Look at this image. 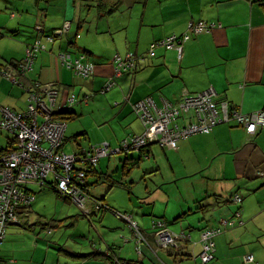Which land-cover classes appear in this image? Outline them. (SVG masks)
<instances>
[{"label":"crops","instance_id":"0c3cea01","mask_svg":"<svg viewBox=\"0 0 264 264\" xmlns=\"http://www.w3.org/2000/svg\"><path fill=\"white\" fill-rule=\"evenodd\" d=\"M5 2L7 8L23 9L20 16L15 10L2 12L7 20L0 22V66L9 67L13 65L12 62L17 64L25 57L27 46L38 36L36 27L41 25L46 30L47 22H44L42 18L46 17L47 13L43 11L44 7L40 0L32 1L30 6L24 4L19 6L11 0H5ZM129 2L131 7L128 10H123L128 7V3L122 0L119 9L108 16L106 33L110 37L109 41L115 44L116 51L113 54L109 53L98 62L93 60L92 51H81L79 45L81 42L78 37L82 26L77 27L75 33L69 34L73 25L68 19L69 7L65 8L62 12L64 19L57 29L66 22L71 23V28L66 36L58 38L55 42L45 39L47 50L38 54L33 69L23 77L26 87L34 82L56 83L63 96L61 102L64 103L67 96L74 93L73 88L77 85L85 83L90 88L99 86L103 89L106 82L114 79L116 85L108 91L111 93V96L108 95L110 107L112 108L111 105H113V107L121 108L117 113L119 118H122L127 110L134 113L136 117L135 120L124 121L131 125V128H125L131 131L128 137L143 135L146 131L133 110V104L148 96H151L157 106L161 107L164 99L178 102L184 95H195L213 89L218 101L229 102L241 113L248 114L264 110V0H129ZM134 5L139 10L134 9ZM121 12L123 14L120 17L117 14ZM202 20L213 24L212 29L185 42L181 58L177 50L166 47L158 48L153 57L148 55L153 42L174 34L182 35L189 31L192 24ZM28 25L35 26L34 31L29 36H24L23 27ZM57 29L49 28L48 32L51 33ZM92 33H94L92 37L98 38V30ZM7 41L15 47L2 48ZM67 51L73 55L86 54L97 65L95 74L87 78L76 76L59 58L61 53ZM115 54L121 57L134 54L139 60L135 68L117 77L114 65ZM88 95L86 94L82 101L88 103L91 98ZM119 100L121 102H117ZM27 105L26 89L0 74V118L3 107L21 112L27 108ZM75 113L78 115L76 111ZM137 121L140 122L143 130H134ZM68 127L65 134V146L69 140ZM87 134L88 132L84 131L81 135ZM112 137L119 138L114 134ZM106 141L109 139H105ZM93 145L100 144L90 143L88 146L77 144L74 151ZM110 145L112 146L111 143ZM161 150L170 149L162 148ZM161 150L151 144L147 150L138 151L141 154L139 161L143 159L145 153H149V156H145L147 159L155 158V154L161 159L164 155ZM170 151L174 152V159L171 160L174 165L173 170L179 171L180 175L177 172L174 173L167 183L201 176L208 168L213 169L209 170L212 173L211 178L219 180L207 182L208 179L202 175L203 186L207 192L205 195H194L196 187L193 186L194 190L188 196L173 199L169 196V198L163 197L164 183H155L153 191V187L147 182V190L139 193L132 187L134 181H130L129 177L116 181L122 185L105 188L106 195L117 187L127 189L130 195L135 194L131 196L130 204L124 207L126 208L124 212L133 213L139 226L148 232L152 243V225L158 220L157 218L166 221V219L171 220L169 217H174L172 222L176 225V230H181L191 238L180 243V251L161 250L152 246L157 250L154 254L147 246H144L143 255L138 253V256L134 254L136 257L130 258L140 259L143 264H183L193 256H198L203 249L202 244L200 245L201 237L195 244L191 242L194 232L201 234L207 228L220 226L221 221L227 219L234 220L235 225L227 226L223 233L216 237L215 259L211 263L218 261L216 264H264V126L260 127L255 134H249L244 127L234 123L220 124L210 134H197L181 140L178 149ZM126 153L128 155V152ZM108 157L110 161V156ZM102 159L98 165L100 167H96L97 170L100 169L99 174L88 176L91 196L99 201L104 200L106 195L103 198L102 195L100 200L95 196L93 187L102 183L105 177L110 176L109 170L103 173ZM156 163L157 169L160 170V162ZM169 163L171 164L170 160ZM139 166L141 168L142 165L139 164ZM148 166L153 168V165ZM228 167L235 172L229 174ZM90 177H92L91 180ZM235 194L243 198L241 204L232 200ZM201 200L204 201L201 202ZM158 202L165 204L166 208L163 210L161 206L159 208L154 206ZM142 204L148 206H138ZM151 204H153L152 208ZM171 204L172 208H170ZM132 206H136L138 210L131 209ZM89 209L94 217L103 212L101 215L103 222L109 215L107 210H97L93 201H90ZM27 214L28 210L22 212L23 221L28 217ZM180 216L182 218L177 220ZM166 224L169 228L168 221ZM10 226L19 225L11 224ZM112 230L127 235L118 233L112 237L108 236L103 239L107 245L106 249L103 248L105 245L102 241L95 246V252L91 253L90 259L78 258L77 260L81 261H77L78 263L71 261V263L99 264L102 259L107 264H113L94 253H99L101 249L103 253L110 252L113 257L119 258L120 253L118 255L114 248L115 242L122 244L132 242L131 248L135 247L137 250L135 236L129 227L127 230L120 228ZM12 232L18 233L16 230ZM50 235L48 234L46 239H49ZM6 238V242H9L7 236ZM3 246L7 247L8 243ZM48 246L59 247L60 252L69 256V253L83 254L86 249L91 250L83 245L68 246L52 242L48 243ZM112 248L114 249L111 250ZM246 254H253L255 263H245L243 256ZM189 256H191L190 259ZM62 263L65 264L66 261L61 257H56L53 261V264Z\"/></svg>","mask_w":264,"mask_h":264},{"label":"built area","instance_id":"2783aa9c","mask_svg":"<svg viewBox=\"0 0 264 264\" xmlns=\"http://www.w3.org/2000/svg\"><path fill=\"white\" fill-rule=\"evenodd\" d=\"M212 27L213 24L203 20L192 24L189 31L182 35L174 34L153 42L148 55L153 57L158 48L166 47L177 50L181 58L184 43L211 30ZM70 28L71 23L66 22L62 28L47 34L45 28L38 25L37 38L27 46L25 57L16 64L17 66H0L1 75L12 83L24 87L28 92L26 111L18 113L10 108H3L0 119V134L8 132L16 138V145L0 156V244L6 238L9 225L19 224L22 212H27V208L35 202V193L29 187L30 184L47 186L52 180L60 194L73 201L90 216L92 213L88 206L90 201H93L99 211L106 207L85 189L87 167H97L102 158L123 151L143 152L155 143L162 148L177 150L181 140L197 134H210L216 126L225 123L242 126L249 134H255L264 126V110L241 113L229 102L218 101L213 89L195 95H184L178 102L164 99L161 107L148 96L133 104L135 114L146 128L143 135L126 138L116 150L112 149L110 143L105 142L74 153L64 151L68 123L60 114L76 104L77 96L70 93L63 103L61 91L56 83L34 82L26 87L27 84L25 86L23 84V77L33 69L38 54L47 50L45 39L55 42L65 36ZM59 58L78 77H91L96 72V63L86 54L73 55L67 51L61 53ZM138 60L134 54H128L125 58L116 55L114 59L116 76L120 77L124 72L135 68ZM115 85V80L110 79L102 92H108ZM145 156H149V153H145ZM79 165H83L80 166L83 168ZM232 200L241 204L243 198L235 194ZM106 209L126 222L135 236L137 251L141 255L145 252L144 246L156 254L157 250L152 246L161 250L179 249L182 241L191 239L184 232L180 235L173 233L165 221L158 219L152 225V243L148 232L139 226L133 213H120L113 208ZM240 223L243 224L242 221ZM234 225V220L223 219L220 226L203 230L201 232L203 249L194 258L201 264L211 263L215 259L216 237L222 234L227 226ZM243 260L245 263H255L253 254L244 255Z\"/></svg>","mask_w":264,"mask_h":264},{"label":"rangeland","instance_id":"374dc122","mask_svg":"<svg viewBox=\"0 0 264 264\" xmlns=\"http://www.w3.org/2000/svg\"><path fill=\"white\" fill-rule=\"evenodd\" d=\"M11 1L19 6L22 4L30 6L31 2L36 0ZM114 1L115 0H107L110 5L114 3ZM126 1L128 3V7L123 8V10H128L131 7L129 0ZM40 2L44 7L43 11L47 13L46 17L42 18L44 22H47V34L49 33V28L57 29L60 27L59 23L62 19H64L62 12L65 11V8L69 7L68 19L72 21L73 25L69 34L75 33V31H77V27L82 26L80 29V36L78 37L81 42L79 44L81 51H92L94 53L93 60L97 62L103 60L109 53L113 54L114 51H116L115 44L109 41L110 37L106 33L109 19L108 17H104L102 19L98 17V10L97 7H95V2L93 0L78 1L76 4L72 0H51L49 4L44 1ZM134 9L139 10L136 5H134ZM13 10L16 11L18 16L23 13V9L21 8H18L17 10L15 8H7L5 0H0V22L7 20L4 18L2 12H11ZM122 14L123 13L121 12L117 15L121 17ZM34 27L35 26L29 25L24 26L22 34L24 36H29L30 33L34 31ZM62 27L63 26H61V28ZM95 30H98L99 32L98 38L92 37L94 34L92 32ZM12 34L15 35V33ZM13 47L15 46L9 41L2 46V48L11 49ZM122 57L125 58L126 56ZM96 87L97 88H90L87 84L82 83L73 88V91L77 96V103L73 105L70 110L76 111L79 117L71 121L67 120L69 126L67 135L69 140L64 148L66 152L74 153L77 144L81 146H88L90 143L102 144L105 142V139H109V141L106 142H110L112 144V148L117 149L120 147V142L126 139L131 132L130 129L125 130V128H131V125L124 121L126 119H128V121H131L132 119L135 120L136 117L134 113L127 110L123 114V117L119 118L117 113L121 110V108L115 106L113 107V105H111V108L109 105L111 102L108 100V95L111 96V93H102V89L99 88V86ZM86 94H89L88 96L91 97L90 100L88 99V103L82 101ZM62 97L63 96H61V98ZM117 102H121V100ZM134 130H143L140 122L137 121L135 123ZM84 131L88 132L86 136L81 135ZM113 134L119 138L114 139L112 137ZM13 138L14 135L8 132H3L0 135V148H5L7 146L6 144L8 139ZM89 140L91 142H89ZM99 141L101 142L99 143ZM154 145L158 148V150L162 149L160 145ZM161 151L164 154L161 159H159L158 155L155 154V158L147 159V157L145 158L144 156L140 161L139 157L141 154L138 151L128 152V155L131 154V156L126 155V152L121 154L115 153L116 155L112 154L110 155V161L108 159L109 157L102 159L104 167L103 173H106V170H109V175L112 176L115 181L124 180L125 178L128 179V177L131 178L130 181H134L132 187H134V189L139 193L147 190V182L149 186L153 187V191L155 189V183H164V190L162 192L163 197L169 196L172 199L188 196L194 190L193 186L196 187L193 192L194 195H205L207 192L205 186H203L204 179L201 177L202 175L208 179L207 182H218L217 180L219 179L211 178L212 173L209 172V170L212 168H208V170H206L204 174H201V176H192L191 179H180L176 182L167 183L168 180L172 179L174 173L177 172L180 175V172L173 170L174 165L171 160L174 159V152H171L170 150ZM132 157H134L135 160L132 159ZM169 160L171 164L169 163ZM158 161L161 165V168H159L160 170L156 167V162ZM139 164L142 165L141 168ZM148 165H153V168H150ZM233 172L235 171L228 167V173L230 174ZM91 178L92 177H90V180ZM109 186L110 185L105 179L102 183L93 187V192L96 193L95 196L99 199L102 195V198L105 197L107 193L105 188H108ZM29 187L35 192V202L28 207L29 215L24 221H21L19 226L8 227L7 237L9 242H6L7 238H5L0 244V255H2L0 258V264H53L56 257L64 259L66 261L65 264H72L71 261L78 263L77 261L81 260H77L76 258H72L69 255L60 252L59 247H49L48 243L52 242L60 245L67 244L68 246L83 245L85 247H89L91 250L86 249L83 254H86V258L90 259L91 253L95 252V246L99 245L102 241L105 245L103 248H107L106 242L103 239H106L108 236L112 237V235L115 236L118 233H123L112 229L120 228L127 230L128 228L123 220L121 221L118 217L112 215L111 212L108 213L109 215L103 222L101 217L103 212L96 217L92 215L89 216L88 214L86 215L81 207L73 201L61 196L60 193L50 187H43L36 183L30 184ZM132 195L129 194L127 189L117 187L112 189V191L106 195L104 200L100 199V204L116 209L120 213H125L124 211H126V208L124 207L127 204H130V198ZM203 201L204 200H201V202ZM144 205L145 204L138 206ZM146 206L148 205H145V207ZM150 206L152 208L153 204ZM154 206L157 208L161 206L163 207V210L166 208V205L161 202H158ZM170 208H172V204L170 205ZM131 209L138 210L136 206H132ZM169 219L171 220L166 219V221L170 224L169 229L173 233L180 235L182 233L181 230H176V225L172 222L174 217H169ZM12 230H16L18 233H14ZM48 234H51L50 238L46 239ZM52 237L55 238L53 239ZM200 237V232H194L191 242L195 244ZM6 243H8V246H3L4 244L6 245ZM130 243L122 244L115 242L114 248L118 255L120 253L119 258H126L128 260L136 259L130 258L136 257L134 254L138 256V251L135 247L132 249ZM201 244L202 243H200V245ZM217 262L218 261H214L211 264H216ZM99 264H107V262L101 259ZM183 264L201 263L199 261L196 262L193 256L192 259L186 260Z\"/></svg>","mask_w":264,"mask_h":264},{"label":"trees","instance_id":"16d2710c","mask_svg":"<svg viewBox=\"0 0 264 264\" xmlns=\"http://www.w3.org/2000/svg\"><path fill=\"white\" fill-rule=\"evenodd\" d=\"M40 1H46L48 2L49 0H40ZM74 3H77L78 1H86V0H72ZM95 2V7H97V10H98V17H100L101 19L104 18V17H108L112 14H114L120 7L121 5V2L122 0H115L114 3H112L111 5L107 2V0H93ZM12 64L14 65V67H16V63L12 62ZM24 86L26 85L24 82H23ZM3 108H8V107H3ZM2 108V109H3ZM27 108H28V105H27ZM27 108L24 110L26 111ZM71 108V107H70ZM70 108L68 109H65L63 110V112H61L60 116L61 118L63 119H66V120H73L75 118L78 117V115L75 113V111L73 110H70ZM11 109V108H10ZM13 110V109H11ZM14 111V110H13ZM24 111H21V112H18V113H22ZM14 112H17V111H14ZM2 118V117H1ZM0 118V119H1ZM1 135V134H0ZM16 138L14 137L13 139H8V142H7V146L4 148H0V156H3L6 152H8L11 148L14 147V144L16 145ZM149 148V147H148ZM147 148V149H148ZM99 165V164H98ZM91 174H96L98 175L99 174V171L97 170V168H92V167H87L86 169V185H85V189H87V191L90 193V189L89 187H91V184L88 183V176H90ZM106 178V181L107 183L110 185V186H114V185H122L121 183L119 182H116L114 181V179L112 180V177L110 176H107L105 177ZM111 178V179H110ZM110 179V180H108ZM55 185L52 183V180L49 181V185L47 186H43V187H50L52 189H54L55 191H57V189L54 187ZM58 192V191H57ZM35 193V192H34ZM59 193V192H58ZM61 196H63L62 194H60ZM91 195V193H90ZM65 197V196H63ZM66 198V197H65ZM68 199V198H66ZM70 200V199H69ZM71 201V200H70ZM106 206V205H105ZM106 208H110V207H105L104 210H107ZM29 210V208H27ZM199 209V207H198ZM108 211V210H107ZM29 215V213L27 214ZM182 217L180 216V218H177V220L181 219ZM176 220V221H177ZM21 221H23L22 219V216H21ZM21 224V222L19 223ZM18 224V225H19ZM10 226V225H9ZM7 236V234H6ZM114 248H112L111 250H113ZM169 250H174V251H180V249H169ZM70 256L72 258H76V259H85L87 257L86 254H76V253H69ZM96 254V256L98 257H101V258H105L107 259L108 261H110L111 263L113 264H143V262L138 259V260H128V259H124V258H118V257H113L112 254H107V253H103L101 249H99V253H94ZM191 256H189V259H190Z\"/></svg>","mask_w":264,"mask_h":264},{"label":"bare ground","instance_id":"6f19581e","mask_svg":"<svg viewBox=\"0 0 264 264\" xmlns=\"http://www.w3.org/2000/svg\"><path fill=\"white\" fill-rule=\"evenodd\" d=\"M116 155V154H115Z\"/></svg>","mask_w":264,"mask_h":264}]
</instances>
